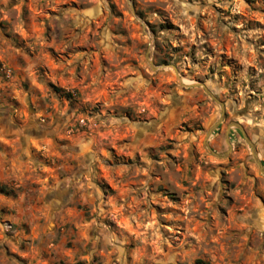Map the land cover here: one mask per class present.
<instances>
[{
  "label": "rangeland",
  "instance_id": "374dc122",
  "mask_svg": "<svg viewBox=\"0 0 264 264\" xmlns=\"http://www.w3.org/2000/svg\"><path fill=\"white\" fill-rule=\"evenodd\" d=\"M5 119L0 264H264V0H0Z\"/></svg>",
  "mask_w": 264,
  "mask_h": 264
},
{
  "label": "water",
  "instance_id": "95a60500",
  "mask_svg": "<svg viewBox=\"0 0 264 264\" xmlns=\"http://www.w3.org/2000/svg\"><path fill=\"white\" fill-rule=\"evenodd\" d=\"M204 89L210 94V96H212V98H214L216 101L219 102V100L216 98V96L210 92L208 90V88H206L204 85H203ZM221 104V116L219 118V120L208 130L207 132V135H206V140L204 142V146L205 148L207 149V151L213 155H216V156H223L221 154H219L218 152H216L211 146L210 144L208 143V139L209 137L219 128L220 124L222 123V121L224 120L225 118V104L224 103H220ZM232 127H236L237 129L240 130L241 134L243 135V137L245 138L246 142L249 144V146L251 147V150H252V153H253V156L255 158V161L259 167V170L260 172L264 175V162L263 160H261V158L259 157V152L257 150V147L255 146L254 142L248 137L246 131H245V128L242 126L241 123L239 122H232L229 124V128H228V131L226 133V140H227V143L229 145V150L228 152H226L224 154V156H226L233 148V145L231 144L230 142V132H231V128Z\"/></svg>",
  "mask_w": 264,
  "mask_h": 264
},
{
  "label": "crops",
  "instance_id": "0c3cea01",
  "mask_svg": "<svg viewBox=\"0 0 264 264\" xmlns=\"http://www.w3.org/2000/svg\"><path fill=\"white\" fill-rule=\"evenodd\" d=\"M11 122H12L11 120H6V119L4 120V122H3L4 123L3 128H6V126H7V129L4 130V131H2L3 134H0V137H4V135H6L5 137H7V138L10 139L12 136H14V132L16 133V135H18L17 134L18 133L17 131L11 130V128H10Z\"/></svg>",
  "mask_w": 264,
  "mask_h": 264
},
{
  "label": "trees",
  "instance_id": "16d2710c",
  "mask_svg": "<svg viewBox=\"0 0 264 264\" xmlns=\"http://www.w3.org/2000/svg\"><path fill=\"white\" fill-rule=\"evenodd\" d=\"M68 97L71 98L72 97L71 94H68ZM0 192L3 193V194H7V195H9V193H10L8 191L7 186L4 185V184H1V183H0ZM199 263H201V261H199Z\"/></svg>",
  "mask_w": 264,
  "mask_h": 264
}]
</instances>
